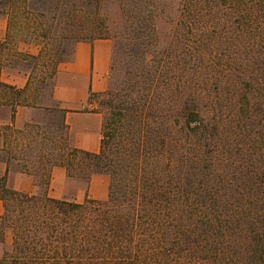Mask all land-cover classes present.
<instances>
[{
	"label": "trees",
	"instance_id": "1",
	"mask_svg": "<svg viewBox=\"0 0 264 264\" xmlns=\"http://www.w3.org/2000/svg\"><path fill=\"white\" fill-rule=\"evenodd\" d=\"M65 2L71 0L0 2L8 17L0 42V108L11 109L12 124L18 107L59 117L50 125L58 136L38 122L5 128L0 243L11 230L13 250L0 264H264V152L251 156L249 146L233 140L235 159L220 143L238 125L244 130L237 139L257 141L248 123L257 119L264 149V0H213L211 13L190 23L197 44L190 68L163 77V70L156 76L147 66L135 96L120 95L113 84L97 94L109 109L98 154L71 146L67 111L53 99L58 67L72 60L75 45L103 39L85 30L61 40L53 31L66 20L59 14ZM15 27L43 43L37 56L5 54ZM67 40L75 44L64 60ZM19 60L31 62L23 89L1 81L2 69ZM54 167L86 184L94 175L108 176V198H50ZM12 170L32 177L42 191L10 189Z\"/></svg>",
	"mask_w": 264,
	"mask_h": 264
},
{
	"label": "rangeland",
	"instance_id": "2",
	"mask_svg": "<svg viewBox=\"0 0 264 264\" xmlns=\"http://www.w3.org/2000/svg\"><path fill=\"white\" fill-rule=\"evenodd\" d=\"M200 1V7H196L195 4ZM213 8V0H71L69 3L62 4L59 14H64L66 20L60 23L59 28L54 29L53 32H57L61 40L65 35L70 36L85 30L89 34L95 32L91 35L95 38L99 36L103 38L97 40H110L112 42V67L108 89L113 84L120 95L135 96L138 86L146 82L147 66H149L152 75L158 76L159 69L163 70V77L171 75L170 71L178 70V73L181 74L182 67H191L190 64L194 62L191 56L197 44L190 23L197 22V18L199 21L204 20V17L210 14ZM0 12H5V7L0 5ZM12 33L14 39L10 45L11 52H5L7 55L13 54L12 50L19 52L20 44L34 43L40 50L43 47L41 41L27 38L28 34L19 32L16 27L13 28ZM63 44L66 49L63 58L67 60L72 53L75 41L67 40ZM48 48L52 49L54 45H49ZM22 54L29 55L28 53ZM30 64V61L19 60L15 67L25 70L30 75L31 67H28ZM47 83L49 85L51 80H48ZM50 93L51 89L47 86L42 94L45 99H48ZM91 101L92 107L102 114L104 124L109 111L105 105V98L96 95L92 97ZM56 119L59 120V117L47 111H41L35 118L36 122L43 126L44 132L48 131L50 134L55 132L53 134L58 136L56 130L50 128ZM248 123L252 124L249 128L250 135H256L257 141L248 142L244 137L237 139L236 135L244 130V125L234 127L233 131H231L233 127H227L230 133H228L227 139L223 136L220 141L231 152L233 151V154L236 153L235 159H238L239 153L235 146H233L234 149L229 146L233 140L236 146H238L237 144H240L242 148L249 146L251 156L259 154L261 151L264 152L262 141L257 135L262 128L261 122L255 119ZM70 179L78 180L83 186L86 184L83 179ZM108 179L110 185V178L108 177ZM41 191L42 189L39 188L37 194ZM82 198L75 191H70L66 196L68 201L79 203L84 201ZM12 250L13 233L11 230H6L5 240L0 243V261Z\"/></svg>",
	"mask_w": 264,
	"mask_h": 264
},
{
	"label": "crops",
	"instance_id": "3",
	"mask_svg": "<svg viewBox=\"0 0 264 264\" xmlns=\"http://www.w3.org/2000/svg\"><path fill=\"white\" fill-rule=\"evenodd\" d=\"M8 17L0 12V42L6 40ZM20 53L37 56L40 48L34 43L20 44ZM112 67V42L110 40H95L79 42L75 45L71 61L61 63L55 78L53 99L67 111L65 123L68 128L69 141L74 148L98 154L101 150L103 116L90 100L92 94H102L109 86V75ZM29 80L25 70L6 66L1 72V81L5 84L23 89ZM40 109L18 107L14 124L11 122V109L0 108V148L5 142V128L13 125L21 130L26 124L36 122ZM6 172V165L0 164V176ZM8 187L25 195H34L39 191L32 177L10 171ZM109 179L107 176L94 175L89 184L82 185L78 180L70 179L62 167H54L48 196L53 199H66L70 191H75L82 200H106L109 194ZM71 200V199H70ZM4 213V203L0 201V218Z\"/></svg>",
	"mask_w": 264,
	"mask_h": 264
}]
</instances>
